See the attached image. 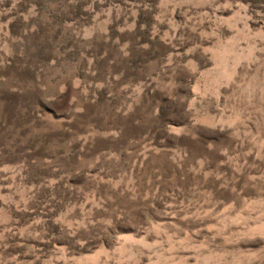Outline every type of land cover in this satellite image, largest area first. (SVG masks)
I'll return each mask as SVG.
<instances>
[{
  "label": "rangeland",
  "instance_id": "374dc122",
  "mask_svg": "<svg viewBox=\"0 0 264 264\" xmlns=\"http://www.w3.org/2000/svg\"><path fill=\"white\" fill-rule=\"evenodd\" d=\"M0 264H264V0H0Z\"/></svg>",
  "mask_w": 264,
  "mask_h": 264
}]
</instances>
